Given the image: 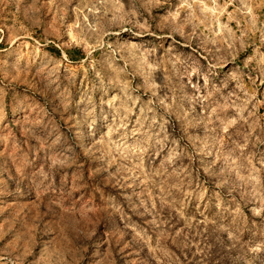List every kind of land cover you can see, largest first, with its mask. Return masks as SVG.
<instances>
[{"label": "rangeland", "instance_id": "rangeland-1", "mask_svg": "<svg viewBox=\"0 0 264 264\" xmlns=\"http://www.w3.org/2000/svg\"><path fill=\"white\" fill-rule=\"evenodd\" d=\"M0 264H264V0H0Z\"/></svg>", "mask_w": 264, "mask_h": 264}]
</instances>
